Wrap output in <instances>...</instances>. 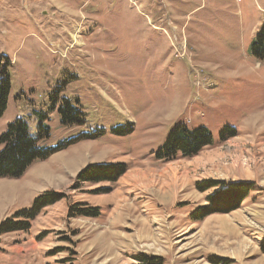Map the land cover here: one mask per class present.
<instances>
[{"label":"rangeland","instance_id":"374dc122","mask_svg":"<svg viewBox=\"0 0 264 264\" xmlns=\"http://www.w3.org/2000/svg\"><path fill=\"white\" fill-rule=\"evenodd\" d=\"M263 26L264 0H0L10 63L0 137L22 119L40 148L63 147L0 179V223L41 194L62 197L28 232L0 236V264H138L141 254L264 264V63L252 54ZM180 124L215 143L226 127L237 136L156 161ZM115 163L129 168L115 184L77 180ZM208 180L255 189L239 209L195 222L214 192L197 189ZM74 207L100 216L70 218Z\"/></svg>","mask_w":264,"mask_h":264},{"label":"trees","instance_id":"16d2710c","mask_svg":"<svg viewBox=\"0 0 264 264\" xmlns=\"http://www.w3.org/2000/svg\"><path fill=\"white\" fill-rule=\"evenodd\" d=\"M252 54L257 62L264 63V26L257 34L252 44ZM9 61L0 57V119L6 112L7 100L10 94ZM63 122H76L72 118L71 111L61 109ZM47 130L39 127V139L47 137ZM237 136V131L226 127L219 134L216 143H224ZM212 134L206 128L189 130L184 125H177L169 134L164 145L155 154L156 161L170 162L181 158L196 157L205 148L215 144ZM0 179H19L27 169L37 160H45L63 147L55 150L42 149L38 146V140L31 136L28 125L22 119H16L8 124L7 130L0 137ZM129 168L123 163L90 165L83 169L77 176V180L83 183H109L115 184ZM201 192L214 190L207 198V206L196 209L192 218L195 222H201L214 214H228L241 207L252 191L255 189L252 183H226L221 181H205L197 185ZM62 200L61 195L46 192L34 199L31 210L19 211L11 218L0 223V236L14 232H28L32 222L39 216L43 209ZM80 206V205H79ZM70 218L89 217L98 218L100 210L97 208L80 209L73 208L69 211ZM261 250L264 254V239L261 242ZM138 264H164L161 257L141 254L136 256ZM230 264L224 259L214 260L212 264Z\"/></svg>","mask_w":264,"mask_h":264},{"label":"bare ground","instance_id":"6f19581e","mask_svg":"<svg viewBox=\"0 0 264 264\" xmlns=\"http://www.w3.org/2000/svg\"><path fill=\"white\" fill-rule=\"evenodd\" d=\"M133 173V172H132Z\"/></svg>","mask_w":264,"mask_h":264}]
</instances>
